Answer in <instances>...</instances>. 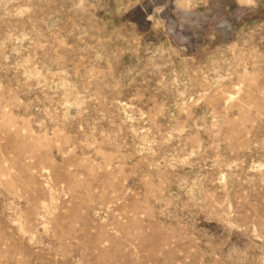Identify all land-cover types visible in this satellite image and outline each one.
I'll return each mask as SVG.
<instances>
[{
    "label": "rangeland",
    "instance_id": "rangeland-1",
    "mask_svg": "<svg viewBox=\"0 0 264 264\" xmlns=\"http://www.w3.org/2000/svg\"><path fill=\"white\" fill-rule=\"evenodd\" d=\"M0 264H264V0H0Z\"/></svg>",
    "mask_w": 264,
    "mask_h": 264
}]
</instances>
